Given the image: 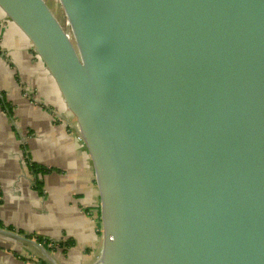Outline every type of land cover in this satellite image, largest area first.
<instances>
[{
	"label": "water",
	"instance_id": "1",
	"mask_svg": "<svg viewBox=\"0 0 264 264\" xmlns=\"http://www.w3.org/2000/svg\"><path fill=\"white\" fill-rule=\"evenodd\" d=\"M0 10L86 152L92 264H264V0H0Z\"/></svg>",
	"mask_w": 264,
	"mask_h": 264
},
{
	"label": "crops",
	"instance_id": "2",
	"mask_svg": "<svg viewBox=\"0 0 264 264\" xmlns=\"http://www.w3.org/2000/svg\"><path fill=\"white\" fill-rule=\"evenodd\" d=\"M0 95V229L50 257L0 231V264H92L99 235L86 152L30 43L1 18Z\"/></svg>",
	"mask_w": 264,
	"mask_h": 264
},
{
	"label": "trees",
	"instance_id": "3",
	"mask_svg": "<svg viewBox=\"0 0 264 264\" xmlns=\"http://www.w3.org/2000/svg\"><path fill=\"white\" fill-rule=\"evenodd\" d=\"M31 168L33 169V170H38V171H42L43 173H46V172H49V171H51V169L50 168H47V167H43V166H39V165H37V164H35V163H32L31 164ZM37 187L38 188H40V182H37ZM1 225V224H0ZM39 242H42L43 240H44V238L42 237V236H37V238H36ZM65 245H69V243L68 242H63Z\"/></svg>",
	"mask_w": 264,
	"mask_h": 264
},
{
	"label": "rangeland",
	"instance_id": "4",
	"mask_svg": "<svg viewBox=\"0 0 264 264\" xmlns=\"http://www.w3.org/2000/svg\"><path fill=\"white\" fill-rule=\"evenodd\" d=\"M0 14H1V16H3L4 14L2 13V11L0 10ZM1 19H4V20H8L5 16L4 17H0ZM9 22H11L10 20H8ZM5 22V21H4ZM12 23V22H11ZM13 24V23H12ZM14 25V24H13ZM15 26V25H14ZM65 119H66V117H65ZM69 120V122L71 121L70 119H68ZM33 237H35V235H33Z\"/></svg>",
	"mask_w": 264,
	"mask_h": 264
}]
</instances>
